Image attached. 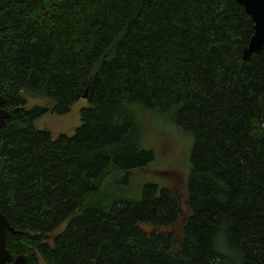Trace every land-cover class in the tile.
Listing matches in <instances>:
<instances>
[{
    "label": "trees",
    "instance_id": "trees-1",
    "mask_svg": "<svg viewBox=\"0 0 264 264\" xmlns=\"http://www.w3.org/2000/svg\"><path fill=\"white\" fill-rule=\"evenodd\" d=\"M252 33L235 0H0L12 257L230 264L225 245L238 264H264V48L243 59ZM28 97L59 113L79 97L89 106L53 139L34 126L49 108ZM150 110L190 138L173 176L182 190L152 173L163 171L142 143Z\"/></svg>",
    "mask_w": 264,
    "mask_h": 264
},
{
    "label": "rangeland",
    "instance_id": "rangeland-1",
    "mask_svg": "<svg viewBox=\"0 0 264 264\" xmlns=\"http://www.w3.org/2000/svg\"><path fill=\"white\" fill-rule=\"evenodd\" d=\"M35 104L47 106L49 109L34 120V126L37 129L48 131L51 137L55 139L61 134L72 136L75 133L76 128L82 123L81 110L89 106V101L85 97H79L64 113L50 109L52 102L48 98L28 97L26 106L31 107ZM148 112L149 114H142L141 116L142 143L144 146L153 147L156 150V165L163 171L152 173L166 177L177 189L182 190L180 181L178 178L174 180L173 176L177 173L180 174L186 167L185 159L190 138L181 132H176L175 128L164 122V119L156 111L150 110ZM147 178L156 180V177L146 175L141 182ZM221 249L227 254L230 264H238L239 255L235 251L227 249L225 245H222Z\"/></svg>",
    "mask_w": 264,
    "mask_h": 264
},
{
    "label": "water",
    "instance_id": "water-1",
    "mask_svg": "<svg viewBox=\"0 0 264 264\" xmlns=\"http://www.w3.org/2000/svg\"><path fill=\"white\" fill-rule=\"evenodd\" d=\"M243 6L246 13L253 21V33L247 46L243 49V59L250 60L253 54L259 53L264 48V0H235ZM4 95L0 94V127L5 124L10 112L3 107ZM13 231L6 216L0 211V264H25L26 256L18 254L12 257L6 246V233Z\"/></svg>",
    "mask_w": 264,
    "mask_h": 264
}]
</instances>
